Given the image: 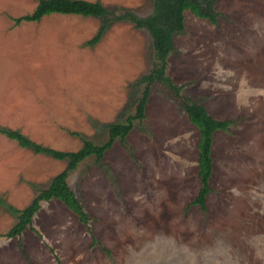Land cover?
<instances>
[{
	"label": "rangeland",
	"instance_id": "rangeland-1",
	"mask_svg": "<svg viewBox=\"0 0 264 264\" xmlns=\"http://www.w3.org/2000/svg\"><path fill=\"white\" fill-rule=\"evenodd\" d=\"M41 0H0V128L44 147L76 152L103 145L112 125L137 112L157 66L151 34L112 21L89 46L102 17L52 14L16 25ZM110 18H145L154 0H86ZM216 22L185 13L166 76L151 86L143 120L102 160L92 156L69 175L88 224L59 200L42 205L20 237H7L68 160L20 147L0 134V264H264V0H213ZM114 20V19H113ZM218 120L212 192L204 213L200 132L182 98Z\"/></svg>",
	"mask_w": 264,
	"mask_h": 264
},
{
	"label": "trees",
	"instance_id": "trees-1",
	"mask_svg": "<svg viewBox=\"0 0 264 264\" xmlns=\"http://www.w3.org/2000/svg\"><path fill=\"white\" fill-rule=\"evenodd\" d=\"M213 0H154L153 13L145 18L126 12L118 17L110 18L109 11L98 2L86 0H41L36 10L26 16L14 19L16 25L24 22H40L44 17L52 14L79 15L83 17H102L105 23L99 33L88 42L89 46H94L100 42L104 31L112 21H128L138 29H146L153 38L157 66L149 75L143 76L140 82L147 84L142 98L134 116L129 117L127 124L112 125L109 130V139L103 145H96L91 141H84L83 146L76 152H63L52 148H47L29 139L19 131H11L0 128V134L26 149H31L37 154H45L58 161L68 160L66 169L53 179L51 184L42 190L32 203L21 211H16L12 206L7 205L3 200L0 203L12 211L19 214L18 222L7 233V237H20L29 228H33V220L41 209L43 202L59 200L75 215L80 221L88 224L89 217L76 194L71 189L68 178L86 159L95 156L97 160H102L105 153L110 150L117 140L125 141L133 129L134 121L143 120L145 109L151 95V86L156 82H163L179 93V88L172 80L166 76L167 59L174 50V35L184 30L185 13L190 12L197 18L206 19L212 23L216 22L217 12ZM114 19V20H113ZM182 105L186 111L189 121L198 128L200 132L199 148V174L201 189L193 204L200 206L206 212V200L212 191L210 179L213 175L212 146L214 134L217 131H227L234 124L235 120H217L213 118L207 109L188 98H182Z\"/></svg>",
	"mask_w": 264,
	"mask_h": 264
},
{
	"label": "crops",
	"instance_id": "crops-1",
	"mask_svg": "<svg viewBox=\"0 0 264 264\" xmlns=\"http://www.w3.org/2000/svg\"><path fill=\"white\" fill-rule=\"evenodd\" d=\"M217 120H218V119H217ZM217 132H219V131H217ZM217 132H216V133H217ZM222 132H223V131H222ZM214 135H215V134H214ZM213 143H214V139H213ZM212 148H213V146H212ZM213 172H214V166H213ZM212 176H213V175H212ZM211 178H212V177H211ZM68 179H69V178H68ZM210 180H211V179H210ZM200 181H201V180H200ZM68 183H69V181H68ZM69 185H70V184H69ZM210 185H211V183H210ZM70 187H71V186H70ZM211 187H212V186H211ZM71 189H72V188H71ZM211 192H212V191H211ZM211 192H210V193H211ZM210 193H209V194H210ZM209 194H208V195H209ZM194 201H195V200H194ZM194 201H193V202H194ZM50 202H51V201H50ZM44 203H49V202H43L41 205H43ZM61 203H62V202H61ZM192 204H193V203H192ZM193 206H198V205L193 204ZM198 207L200 208V206H198ZM41 209H42V206H41ZM41 209H40V211H41ZM200 209H201V208H200ZM201 210H202V209H201ZM40 211H39V212H40ZM39 212H38V213H39ZM38 213H37V214H38ZM204 213H205V212H204ZM37 214H36V215H37ZM35 217H36V216H35ZM35 217H34V219H35ZM33 223H34V220H33ZM29 229H32V230H33L34 227H33V228H29ZM27 230H28V229H27ZM27 230H26V231H27ZM26 231H25V232H26ZM22 235H23V234H22Z\"/></svg>",
	"mask_w": 264,
	"mask_h": 264
}]
</instances>
